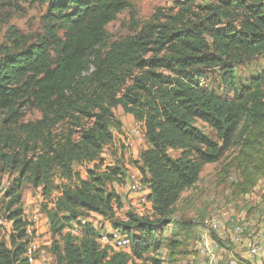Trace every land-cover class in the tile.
Segmentation results:
<instances>
[{"label":"trees","instance_id":"1","mask_svg":"<svg viewBox=\"0 0 264 264\" xmlns=\"http://www.w3.org/2000/svg\"><path fill=\"white\" fill-rule=\"evenodd\" d=\"M35 1L48 6L45 33L28 48L17 47L14 53L5 54L0 64V116L6 113V120L15 122L18 106L30 101L44 115L34 131L37 135L49 127L50 116L67 114L69 109L77 114L75 120L87 123L78 125L77 141L64 139L50 145L35 162L24 164L29 180L48 182L53 168H61L70 178L74 164L102 163L99 155L113 140V110L121 107L146 127L148 147L140 153L136 169L149 189L155 214L148 219L129 214V222L114 229L129 237V253L102 249L97 239L100 230L89 215L113 217L122 208L120 197L108 192L106 184L117 182L127 172L118 164L109 167L115 168L109 175L90 171L48 215L47 222L61 239L55 264H146L148 260L161 264L148 257L151 237L174 224V206L198 182L203 165L217 163L227 148L239 144L243 158L252 161L258 176L264 177V162L255 159L264 137V89L259 79L234 87L231 68L264 53V2L237 3L236 8L244 11L240 26L233 23L228 4L199 7L198 14L192 4L183 3L173 16H154L136 38L115 44L102 60L97 49L104 43L105 27L125 11L130 0ZM221 65L226 71L225 85L231 82L232 99L211 93L200 82L203 74L197 68ZM91 66L94 72L86 78ZM197 120L213 128L225 147L194 127ZM244 123H249L250 130L238 143L241 127H247ZM6 140L0 133V143ZM171 151L182 154L175 158ZM2 160L12 168L20 166L16 157ZM244 178L247 192L257 177L249 171ZM13 190L4 220L12 226L14 246L9 249L0 243V264H28V219L18 188ZM81 220L89 222L82 225ZM75 230L81 234H74Z\"/></svg>","mask_w":264,"mask_h":264},{"label":"rangeland","instance_id":"2","mask_svg":"<svg viewBox=\"0 0 264 264\" xmlns=\"http://www.w3.org/2000/svg\"><path fill=\"white\" fill-rule=\"evenodd\" d=\"M243 0H130L125 11L105 27V40L97 49L98 56L104 60L108 58L111 48L115 44L126 43L136 38L142 29L149 24L154 16L175 15L183 3L192 4V10L207 6H220L223 3L233 12V23L240 26L243 23L244 11L236 8L237 3ZM200 9V8H199ZM48 6L35 0H0V64L8 52L14 53L17 47L28 48L37 43L44 36V17ZM224 23H226L224 21ZM224 66L197 68L202 71L200 82L205 89L225 99L233 98L231 82L225 85L223 76ZM234 71V87L249 85L254 79H259L261 88L264 89V53L240 64H232ZM94 72H90L86 78ZM19 117L13 121L6 120V113L0 116V133L7 136V140L0 143V243L13 249L12 226L4 220L9 194L18 188L21 194V205L24 218L29 219L35 212H40L44 221L50 213L57 210L58 201L67 190L79 185V179L85 180L90 171L95 175H109L118 164L127 175L117 178V182H108V192L116 193L121 201L122 208L116 209L113 217L99 216L90 213V222L98 230L110 233L120 223L129 222L128 215L139 214L144 217L154 218V209L145 208L136 199L138 195L132 194L128 186V173L136 169L140 153L148 147L147 143L135 140V148L125 146L126 132L132 127L135 119L121 107L113 110L114 119L110 130L113 135L112 143L106 145L96 163L84 161L74 164V175L68 177L61 168L50 171L48 182L34 184L29 180V173L25 171L24 164L35 162L39 155H43L50 145H57L64 139L77 141L80 137L78 125L87 121L78 118L74 111L67 114L50 116L49 127L42 134L34 131L43 118V113L29 101L22 102L19 106ZM146 121L145 119H143ZM241 127L236 142L242 143L241 138L250 130L249 123ZM249 125V126H248ZM193 126L201 130L212 141L225 147L217 132L202 121H195ZM255 159L264 162V137L261 139ZM182 151H171L175 158L181 156ZM16 157L20 162L18 168H12L6 160ZM252 171L257 177L255 185L247 188L244 176ZM244 183V184H243ZM17 185V186H16ZM139 213V214H138ZM225 219H240L254 229L264 230V177L253 168V162L243 158L241 146L234 144L227 148L217 163L205 164L201 169L198 182L181 194L179 201L173 209L171 228H166L151 237L150 259H156L161 264H201L200 239L202 234L209 233V226L216 217ZM44 250H46V264H55L56 245H61V239L54 234L51 222L47 223ZM18 245V243H17ZM128 252L129 251H125ZM146 264H153L150 260Z\"/></svg>","mask_w":264,"mask_h":264},{"label":"built area","instance_id":"3","mask_svg":"<svg viewBox=\"0 0 264 264\" xmlns=\"http://www.w3.org/2000/svg\"><path fill=\"white\" fill-rule=\"evenodd\" d=\"M135 140L146 143V127L143 122L134 121L126 132L125 146L135 148ZM127 180L130 192L138 195L136 202L145 208H152V203L148 200L150 192L142 182L141 173L134 169L128 173ZM139 216L144 217V214L140 213ZM81 222L86 225L89 221ZM47 223L40 212H35L28 219L25 244L28 264H41L46 258V250L43 248L44 236L48 231L43 230V227H48ZM208 231L200 239L201 264H259L257 261L264 254L263 229H254L240 219L218 216L211 221ZM74 234L81 233L75 230ZM97 239L101 248L107 249L109 253L130 250L129 237L119 230H112L110 233L100 231Z\"/></svg>","mask_w":264,"mask_h":264},{"label":"crops","instance_id":"4","mask_svg":"<svg viewBox=\"0 0 264 264\" xmlns=\"http://www.w3.org/2000/svg\"><path fill=\"white\" fill-rule=\"evenodd\" d=\"M43 230L48 231L49 228L46 227V226H44V227H43ZM47 257H48V256H46V258L42 261L41 264H46L45 261L47 260ZM257 263H259V264H260V263H261V264H264V254H263V256H261V257L258 259Z\"/></svg>","mask_w":264,"mask_h":264}]
</instances>
